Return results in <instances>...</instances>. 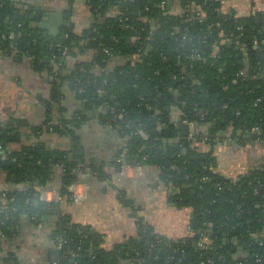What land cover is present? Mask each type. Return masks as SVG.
Wrapping results in <instances>:
<instances>
[{
	"label": "trees",
	"instance_id": "16d2710c",
	"mask_svg": "<svg viewBox=\"0 0 264 264\" xmlns=\"http://www.w3.org/2000/svg\"><path fill=\"white\" fill-rule=\"evenodd\" d=\"M84 1L94 22L80 34L68 26L61 40L31 28L27 14L16 18L0 0L2 50L31 58L36 70L49 69L50 101L59 104L66 87L82 104L70 119L54 122L48 100L44 127L29 128L14 116L0 123V172L25 184L0 193L6 202L1 234L8 235L17 218H55V264H264V167L225 179L215 172L213 154L227 134L238 146L264 145V21L223 13L224 0H176L181 13L169 0ZM135 10L139 15H130ZM91 117L127 137L122 162L156 169L158 180L172 187L167 202L192 209V236L156 238L138 218L136 239L113 254L99 248L100 235L62 216L59 202L36 198L59 167V193L69 199L68 187L87 164L77 132ZM183 122L195 129L192 139L180 137ZM44 131L69 138L70 149L47 150ZM203 229L206 250L196 247Z\"/></svg>",
	"mask_w": 264,
	"mask_h": 264
},
{
	"label": "crops",
	"instance_id": "0c3cea01",
	"mask_svg": "<svg viewBox=\"0 0 264 264\" xmlns=\"http://www.w3.org/2000/svg\"><path fill=\"white\" fill-rule=\"evenodd\" d=\"M7 1L13 13L19 16L27 14V18H35L38 11L58 14L55 30L51 32L53 37L63 36L61 40L66 39L63 32L68 26L72 25L73 32L80 34L94 22L84 0ZM172 8L181 13L178 1H173ZM69 10L70 15L67 14ZM221 10L223 13L232 12L236 17L253 16L264 21V0H224ZM39 23L34 19L30 26L38 30ZM40 30L49 33L46 28ZM83 59L77 58V61ZM77 61L70 60V64ZM52 84L48 68L36 70L31 58L23 56L19 59L15 52L8 54L0 46V123L14 116L22 119L29 128L44 127L47 120L45 106L50 99ZM61 95L59 104L49 100L54 122L60 117L70 119L82 109L75 94L66 87H63ZM175 114H178L177 109L172 110V115ZM194 130L191 127L190 133L193 134ZM200 130L206 133L205 126ZM77 135L87 162L82 168L80 181L76 182L77 192L84 196L79 200L73 199L71 194L69 199L61 198V169L54 167L52 179L38 189L39 201L59 202V213L67 216L71 223L87 226L100 235L99 248L109 253L129 243L130 239H136L138 218L156 238L177 242L192 236V209L177 208L167 202L172 187L158 180V171L119 162L127 140L124 133L119 134L112 125L91 117L81 125ZM41 141L49 151H68L71 147L69 138L51 132L44 131ZM213 154L217 159L215 172L225 179L237 180L252 169L264 167V145L255 142L238 146L229 134L217 143ZM92 166L101 168L106 177L101 179ZM24 185L16 183L14 178L7 181L6 173L0 172V193L19 191ZM123 202L129 204L124 205ZM5 203L0 198V215ZM54 221L53 217H47L38 224L27 216L15 219L8 235L0 232V264H55L60 257V248L53 240ZM236 255H243L242 250L238 249ZM119 264L134 263L126 259Z\"/></svg>",
	"mask_w": 264,
	"mask_h": 264
},
{
	"label": "water",
	"instance_id": "95a60500",
	"mask_svg": "<svg viewBox=\"0 0 264 264\" xmlns=\"http://www.w3.org/2000/svg\"><path fill=\"white\" fill-rule=\"evenodd\" d=\"M167 3H168V7H171L173 5V1L172 0H169ZM10 8H11V5H10ZM13 14L15 15L16 18L19 17V14L18 13H13ZM57 15L58 14H56V13H53V14L52 13L45 14V13H43L41 11H38L35 18H34V16H30V17L28 16V18L30 20H32V21L34 19L39 20L40 21L39 26H38L39 29H44V28L48 29V31H49L48 35H50V36L53 37L54 33L52 34L51 31L55 30V24H56L55 21H56V18L58 17ZM130 15H132V16H138L139 15V12H138V10H135V12L131 13ZM59 16H60V14H59ZM45 17H47V19L50 22L47 21ZM256 21L259 22V18H256ZM50 25L52 26V29H50ZM190 128H191V126L189 124L182 123L180 125V136H181L182 139H185V138L188 137V135L190 134ZM54 159H55V156H54ZM36 198L39 199V195H36Z\"/></svg>",
	"mask_w": 264,
	"mask_h": 264
},
{
	"label": "built area",
	"instance_id": "2783aa9c",
	"mask_svg": "<svg viewBox=\"0 0 264 264\" xmlns=\"http://www.w3.org/2000/svg\"><path fill=\"white\" fill-rule=\"evenodd\" d=\"M164 5H165V2H162L161 6H164ZM255 46H257V42L255 43ZM216 51H217V48H216ZM121 118H122V115L119 114L117 119L120 120ZM183 123L189 124L192 127V125L190 123H187V122H183ZM187 138L188 139H192L193 138V134L190 133ZM119 162H122V156L119 159ZM77 187H78V184L73 183L67 189L69 194H71L72 198L75 199V200H79V198L84 196V195H81V196L79 195V193L77 192ZM198 235L199 236H198V239L196 241V247L198 249H200V250L208 249V245H207V242H206V237H207L206 229H203L201 232H199ZM58 247L60 248V244H58ZM209 263H211V261H209Z\"/></svg>",
	"mask_w": 264,
	"mask_h": 264
}]
</instances>
